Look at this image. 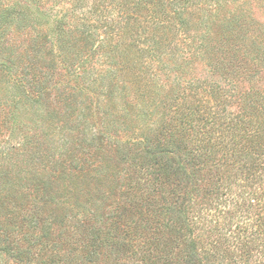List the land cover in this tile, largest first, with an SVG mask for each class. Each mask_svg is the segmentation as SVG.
<instances>
[{
	"label": "trees",
	"instance_id": "obj_1",
	"mask_svg": "<svg viewBox=\"0 0 264 264\" xmlns=\"http://www.w3.org/2000/svg\"><path fill=\"white\" fill-rule=\"evenodd\" d=\"M55 1L72 5L67 20H58L54 45L58 64L75 78L72 86L106 108L122 103L121 111L138 106L144 115L153 108L158 120L139 143L135 175L108 174L115 165L100 157L93 174H73L76 159L95 147L82 143L80 128L66 171L59 161L45 174H25L16 160L1 162L11 151L25 152L33 135L0 146L2 204L9 205L0 219L1 256L13 264L118 261L135 253L133 230L150 245L142 264H264V28L243 11L205 10L213 0ZM214 1L222 8V0ZM32 15L27 5L1 6L0 38ZM1 52L0 68L8 70L4 62L14 64L18 52ZM19 52L33 100L69 86L46 80L48 64L36 44ZM119 57L125 64L117 70ZM152 66V74L167 78L164 93L149 78ZM95 125L93 139L121 143L101 121ZM30 151L29 158L40 160L38 150Z\"/></svg>",
	"mask_w": 264,
	"mask_h": 264
},
{
	"label": "rangeland",
	"instance_id": "obj_2",
	"mask_svg": "<svg viewBox=\"0 0 264 264\" xmlns=\"http://www.w3.org/2000/svg\"><path fill=\"white\" fill-rule=\"evenodd\" d=\"M13 1L14 4H11ZM204 2L205 0H200ZM264 0H222V8L217 9L215 1H207L204 4V9L211 10L214 14L219 16H227L236 11H243L254 18L259 26L264 28ZM219 2V0L217 1ZM209 4V5H208ZM217 4V3H216ZM13 6L16 9L24 8L26 5L33 11L32 18L20 19L14 25L10 24L8 29L4 31L0 38V49L16 50L18 53L14 56V64L7 61L4 62L8 65V70H1L0 68V146L14 144L17 140L22 139L24 134H30L35 136L36 140L34 144L29 145L25 152L11 151L7 157L1 158V162L5 165H11L14 160L18 169H24L25 174H45L49 171L48 166L54 167L58 162L57 167L63 168L66 171L68 169L70 152L68 148L75 146L76 142L71 139L75 135L78 128L85 130L83 135V144L88 146V143L93 144L95 147H86L85 153L89 156L79 157L76 159L78 163V172L74 171L73 174H93L92 164L98 157L102 158L105 164L115 165V169L109 166L113 171L108 174H117L123 176L124 174H136L135 171V155L140 152L141 140L146 133V130L153 129L155 127V121L158 120L159 111L151 109L147 115L141 113L138 106H127L125 112L120 110V104L114 105L111 108H106L104 102L100 104L96 103V98L93 95L85 94L78 88L72 86L73 75H70L64 68H62L56 55V40L55 27L59 19L64 22L68 18V11L72 5L68 2H56L55 0H43L39 4L34 5L29 0H0L1 6ZM82 12L87 11V7L80 4ZM86 5V4H85ZM83 6V7H82ZM81 8L78 9L80 13ZM208 10V11H209ZM216 11V12H215ZM66 12V13H65ZM81 16L83 13H80ZM2 28V27H1ZM179 38H184L183 34L179 35ZM186 38H184L185 40ZM36 44L38 49V55L43 56V64H48V67H43L46 72V80L52 85L58 81H63L66 88H59V90H50L42 95V100H33L26 94L27 88L26 82L23 81L25 76V62L26 60L20 55V50L24 48L29 49V45ZM9 52V51H7ZM4 54V53H3ZM2 55V52L0 53ZM37 65H41L37 60ZM113 65L117 70L120 69L121 64H125L119 57L116 59ZM121 63V64H120ZM140 63V61H138ZM12 64V65H11ZM51 66V67H49ZM155 66V64H153ZM153 66L150 68L151 73L148 72L149 78L153 80L156 88H160V91L164 93L167 90L166 80L164 73L152 74ZM123 74L124 72L119 71ZM166 78V79H165ZM21 82L22 89L17 86V83ZM131 95V94H130ZM134 100L133 97H130ZM109 106V105H108ZM141 106V105H140ZM43 110V111H42ZM101 116V117H100ZM58 120L59 125L56 127H50L51 123ZM101 121L103 128L111 132V134H119L121 143L116 144L114 140L107 138L93 139V132L95 131V122ZM57 122V121H56ZM124 124L130 125L131 130L128 132L122 131ZM61 125H66L64 129H61ZM71 125L74 130L67 128ZM45 135V129H48ZM62 130H64L62 132ZM117 132V133H116ZM63 134L68 135V143L64 144L61 140ZM123 136V137H122ZM67 140V138H66ZM75 143V144H74ZM50 146V147H49ZM52 146V148H51ZM118 146V149L116 148ZM55 147V148H54ZM28 149V150H27ZM33 149L38 150L40 153V160L37 158H29L28 154ZM89 150V151H88ZM28 153V154H26ZM64 158V160L62 159ZM97 157V158H96ZM96 158V159H95ZM79 160V161H78ZM86 160V161H84ZM79 162H83L82 165ZM74 164L75 162L72 161ZM80 166L83 169L80 170ZM2 166H0L1 168ZM113 168V169H112ZM92 169V170H91ZM68 172V170H67ZM23 173V174H24ZM71 173V172H70ZM78 188L76 191L81 194L84 189L83 184L75 186ZM4 190L0 189V219L8 210L9 205H3ZM97 196H94L95 199ZM58 200H63L62 197ZM66 200V198H64ZM100 200V199H99ZM58 205V203H57ZM98 205V204H97ZM112 210V209H111ZM109 210V211H111ZM108 211V212H109ZM112 213V212H111ZM114 213L108 214V217H112ZM16 228V227H15ZM133 238H135V253L129 255H123L121 258L115 259L111 257L109 260L104 259L103 262L96 261V264H142L141 256L147 253L150 245H147V241H144V237L140 236L133 230L130 231ZM147 239V238H146ZM106 262V263H105ZM0 264H13L12 260L0 254Z\"/></svg>",
	"mask_w": 264,
	"mask_h": 264
}]
</instances>
